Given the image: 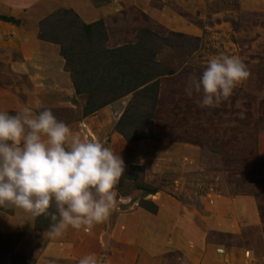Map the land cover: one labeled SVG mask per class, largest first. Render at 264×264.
<instances>
[{
  "label": "rangeland",
  "instance_id": "374dc122",
  "mask_svg": "<svg viewBox=\"0 0 264 264\" xmlns=\"http://www.w3.org/2000/svg\"><path fill=\"white\" fill-rule=\"evenodd\" d=\"M75 20L102 21L109 49L137 45L154 58L152 99L134 92L86 110L88 87L83 83L80 95L74 84L85 79L84 70L69 64L58 44L84 39L69 26ZM220 53L240 57L250 76L218 106L201 108V96L185 92L188 77L202 75ZM25 106L50 109L82 139L120 154L126 170L116 208L148 211L144 205L162 198L200 208L230 199L242 231L213 233L210 241L222 246L220 253L245 250L253 264H264V0H0V111L14 115ZM128 109L122 130L143 139L128 141L120 133ZM0 213L14 216L16 208L0 207ZM36 219L39 230L49 231L50 217ZM28 237L2 244L0 264H35L45 239L31 248Z\"/></svg>",
  "mask_w": 264,
  "mask_h": 264
},
{
  "label": "clouds",
  "instance_id": "9594fccd",
  "mask_svg": "<svg viewBox=\"0 0 264 264\" xmlns=\"http://www.w3.org/2000/svg\"><path fill=\"white\" fill-rule=\"evenodd\" d=\"M249 76L240 57L220 53L208 59L202 75L188 77L185 92L201 96L199 107L213 108ZM125 170L120 154L82 139L50 109L0 111V207H14L33 219L50 217L45 234L50 238L106 221ZM78 264H97V258L88 254Z\"/></svg>",
  "mask_w": 264,
  "mask_h": 264
},
{
  "label": "crops",
  "instance_id": "0c3cea01",
  "mask_svg": "<svg viewBox=\"0 0 264 264\" xmlns=\"http://www.w3.org/2000/svg\"><path fill=\"white\" fill-rule=\"evenodd\" d=\"M47 83L42 85L45 91ZM156 204L157 214L127 204L122 209L120 204L103 223L81 230L69 228L58 238L45 235L48 231L38 229L37 219L22 210L16 209L14 216L0 213V248L9 241L20 244L28 235L31 248L45 239L35 264H78L88 254H95L97 264H253L246 257L249 251L220 253L222 246L209 239L213 233L242 231L230 199L218 197L200 208L173 198ZM170 256L175 259L166 262Z\"/></svg>",
  "mask_w": 264,
  "mask_h": 264
},
{
  "label": "trees",
  "instance_id": "16d2710c",
  "mask_svg": "<svg viewBox=\"0 0 264 264\" xmlns=\"http://www.w3.org/2000/svg\"><path fill=\"white\" fill-rule=\"evenodd\" d=\"M71 11H65L69 14ZM3 21L15 24V18H3ZM72 29L84 33V39L69 45L68 40L58 41L61 46V53L66 61L73 65L78 64L84 71L85 79H74L75 88L78 94H83V83L88 87L87 93L90 102L86 107L88 112H96L120 99L121 97L136 92V96L142 99H152L150 92L155 94L158 90L157 82L154 83V66L157 62L148 59L143 52L137 49V45H129L118 49H109L105 46L107 36L104 35L103 22L86 24L80 20L70 21ZM81 35V34H80ZM86 37V38H85ZM92 39V40H91ZM87 40V41H85ZM73 71V70H72ZM80 72V71H79ZM81 73V72H80ZM80 75V74H79ZM157 77V76H156ZM157 99L156 96L153 97ZM94 102V103H93ZM96 103V104H95ZM92 106L93 108H89ZM128 109L118 126L120 133L128 141L140 140L141 137L132 138L122 130L125 120L129 116ZM143 206L144 209L156 214L158 207Z\"/></svg>",
  "mask_w": 264,
  "mask_h": 264
}]
</instances>
